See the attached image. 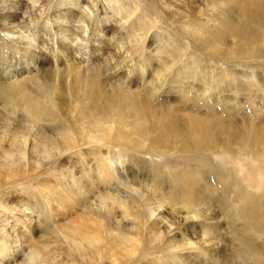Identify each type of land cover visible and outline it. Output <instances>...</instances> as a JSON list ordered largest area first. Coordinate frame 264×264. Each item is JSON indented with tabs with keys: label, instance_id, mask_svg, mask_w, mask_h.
Segmentation results:
<instances>
[{
	"label": "bare ground",
	"instance_id": "6f19581e",
	"mask_svg": "<svg viewBox=\"0 0 264 264\" xmlns=\"http://www.w3.org/2000/svg\"><path fill=\"white\" fill-rule=\"evenodd\" d=\"M18 1L0 2V144L17 145L15 152L25 161L47 156L55 158L57 165L73 152L83 158L82 166L91 158L99 165L96 155L99 148L112 153L114 167L119 171L113 170L120 172L119 178L127 179L124 188L95 190L89 175L79 176L74 182L75 190L79 191L75 192L76 207L82 211L80 218L85 226L91 223L101 228L107 221H112L116 228L126 226V222L132 225V232L117 245L111 257L117 255L119 260L137 254L141 257L146 247L155 250L161 246L168 254L192 250L199 254L196 256L205 258L211 256L210 251L220 249L222 231L228 234L234 230L231 225L237 222L242 229L240 234H233L237 242L235 252L232 250L230 259L215 257L214 263L264 264V182L257 187L251 181L243 185L237 205L223 217L222 221L227 222L225 229L220 225L221 220L215 222L213 204L207 199L211 188L212 192L229 186L231 177L226 165L234 158L241 157L247 164H255L256 158L264 161L263 121L251 119L253 122L240 128L238 124L224 123L214 117L209 109L202 112L198 109L202 106L196 105L198 110L191 109L188 120L178 123L180 109L173 107L176 98L170 101V94L194 95L200 102L206 99L215 110L226 103V95L222 89L217 93L209 91L206 88L209 79L204 75L193 80L189 69H185L189 75L180 73L168 81L170 69L165 68L176 66L183 53V46L170 37L171 43L159 36L153 43L160 62L148 57L143 62L137 60L134 42L144 44L153 23L149 9L137 15V4L132 10L126 7L115 30L106 27L107 22L114 21L112 16L108 17V11L103 15L96 13L97 0H91L93 5L85 0H62L55 14L52 12L40 24L34 17L39 0H32L34 10L29 11L21 8L28 3ZM202 1L205 18L196 23L184 21L182 25L184 35L196 42V49L217 62L227 63L231 74H237L243 67L249 69L248 65L264 67V0ZM23 15L26 21L16 22ZM128 24L135 33L127 29ZM251 73H242L248 78L243 80H249ZM261 85L264 87V80ZM254 95H247L249 101L262 107ZM155 153L168 158L165 169L171 171L169 177L175 189L183 193L174 196L166 191L170 185L160 178L165 170L157 166L153 168L156 177L152 181L144 180L151 182V186L142 187L149 196L137 188L140 193L129 197L133 178L124 175L117 165L125 158L138 164L142 157ZM182 156L184 162L195 161V164L179 168ZM213 156L220 159V165ZM29 165L38 169L36 162ZM12 171L19 173L16 169ZM188 186L197 187L203 197L199 192L186 191ZM144 198L151 208L146 206ZM176 199H183L182 207H177ZM5 206L13 209L8 203ZM33 214L30 211L23 221L19 220L28 232ZM170 216L173 218L168 219ZM179 226H201L206 230L200 248L192 241L185 242L183 234L180 237L173 234L180 230ZM64 234L66 244L82 259L102 254L101 236L96 232L85 234L81 224L74 222L73 230ZM113 234V231L109 233V244L119 236ZM254 235L262 240L261 247L251 240ZM5 236L3 240L9 235ZM55 242L53 246L46 239L34 247L0 243L4 245L0 253L7 251L6 264H63L58 254L62 246ZM54 254L59 256V263Z\"/></svg>",
	"mask_w": 264,
	"mask_h": 264
},
{
	"label": "rangeland",
	"instance_id": "374dc122",
	"mask_svg": "<svg viewBox=\"0 0 264 264\" xmlns=\"http://www.w3.org/2000/svg\"><path fill=\"white\" fill-rule=\"evenodd\" d=\"M1 1L3 0H0V2ZM61 1L62 0H39V4H36L34 7V17L36 18V23H42V21L50 16L52 12L54 15L56 10L59 8L58 4L61 3ZM85 1L91 5L94 4L91 0ZM18 2L24 4L28 3L26 4V7H21L25 10L29 11L30 8H33L32 0H20ZM202 2V0H196L193 2H190L189 0H97L95 2V10L96 13H99L100 15H103L106 11H108V17L112 16L114 21H112V24L109 22H107L108 24L105 23L106 27L117 30V23L120 22L122 18L121 16L125 15L126 7H128L129 10H132L137 4L139 7L137 15L141 13V15H143L145 13L144 10L149 9L148 12L149 14L151 13L149 16L153 20V23L150 25L144 44L134 42L136 44L134 52L137 55V60L139 62H143V60H146L148 57L152 59L156 58V63L160 62V58L156 52V46L153 43L158 41L157 36L163 40L168 39L170 43L171 38L183 46V53L181 54V59L178 60L176 66L165 68L170 69L168 81L180 73L182 76L189 75L185 71V69H189L191 70L190 75L193 80H198L199 75H204L209 79L206 83V88L208 90L212 89L213 92L217 93L219 92L218 90L222 89V91L225 92L226 103L222 105V108L216 110L212 107V105L207 104L206 99V102H204V100L200 102L199 100L201 99H196L194 95L190 97L181 93L170 94V101L176 98V105H173V107L177 110L180 109L177 112L178 123L186 122L188 120L187 116L192 114V110L195 109L197 111L200 108L202 112L204 111L206 113L210 110L209 113L214 115V117H219L222 121H224V123L232 122V124H238L240 128H244L248 122H253V120L256 122L262 120L264 123V87L261 85L262 80H264V67L258 65L257 68H250L252 65H248L250 66L249 69L243 67L242 69H239L238 72H235L237 74H231L228 70L230 66H228L227 63L222 64L221 62H217L207 53L197 50L195 47L196 42H192L184 35L182 30L184 21H193L192 23H196L197 21L205 18V15H202L204 13V7L201 5ZM188 15L190 16L189 18H187ZM23 18L24 15L21 19L16 20V22L25 20ZM106 19L107 18H104V20ZM127 29H129L131 33H135V30L131 28V24H128ZM246 72L253 73V76L250 77L251 80H243L248 79L245 78L244 75ZM229 84L233 86L232 89L228 86ZM231 91L232 93H230ZM235 92L236 94H234ZM252 93L256 94L254 95ZM247 95H252L251 97H253V95L254 97H258V99L256 98L257 100H254L263 104L262 107L252 104ZM177 101L180 104H177ZM196 105L198 107H202L198 108ZM220 109H223V112L220 111ZM221 138H223V136H221ZM16 146L17 145L0 144V243L2 244L9 243V245L11 244V247H15L20 244L22 246L28 245L34 247L41 245L42 240L50 239L51 245L56 246L57 243L55 241H57L58 243L60 242L59 245L62 246L59 248L60 253L58 254L61 255L60 262H63V264H186V262L187 264H215V257L230 259L232 250L235 252V245H237V242L233 239V234H240L242 229L237 222L231 225L234 229L233 231H230L228 234L227 232L225 233L224 230L222 231V237H220L218 242L220 249L210 251L211 256L205 258H202V256H196L199 254H197V252H192V250L168 254L161 246L155 250L151 249L150 246L146 247L148 249L145 248L141 257H139V254L127 258L120 257L121 260L117 258V255L111 257V254L116 253L117 245L123 243L127 235L132 232V225L128 226L126 222L127 227L123 225L116 228L112 221H107L103 223L101 228L99 225L96 227L91 223H87L85 226L80 218L82 211L80 208L76 207L78 204L76 198L77 194H75V192L78 190H75L74 182L79 176L89 175L91 176V179L94 180L95 190L100 188V191H103L105 187H110L112 189L124 188L125 186L123 184L127 181V179L119 178L118 175L120 172H118L119 170L114 167V156L112 153L110 154V152H107L105 149L99 148L97 150L99 155L96 154L98 160L100 161L99 165L95 159L91 158V160L87 159V161L84 159L85 166H82L81 161L83 158H81V155L79 156V154H74L73 152L68 155L60 165H57L55 158L47 156H41L36 160L27 159L25 161L16 154ZM10 155L12 156L10 157ZM183 157L184 156L180 157L178 162L179 168H184L187 164H195V161L184 162ZM240 158L241 157L238 158L239 161L237 158H234V160L226 165L227 173L231 177L229 186L225 190L216 189L211 192V188L207 191L209 192V197L207 196V199L213 204L211 210L216 215L215 222L218 220H224L223 217L227 216L230 209L231 212L233 211V207L237 205L238 194L241 190H243L242 187L247 181H251L253 187L260 186L261 182H264V161L261 158H256V160H254L255 164H247L242 158ZM216 159L220 165V159ZM140 161V163L134 164L125 158L117 165L121 168V172L124 173V175L133 178V181H131V189L128 193L129 197L137 196V194L140 193L137 191V188H141V191L148 195L142 187H150L151 182L147 183L144 180L149 179L152 181L154 179L155 174L153 168L157 166L162 167V169L165 170V172L161 173L160 178L165 179L166 183L170 185V188H166V191L174 196H177L179 192L183 193V191L175 189L173 181L169 177V173L171 171L165 169V165L169 164L166 156H162L161 153H155L154 155L149 154L148 156L142 157ZM29 162H36L38 169L30 166ZM13 169L18 170L19 173L15 174L12 171ZM113 169H117L118 171ZM233 170L235 171L234 179H232L233 174L231 173ZM99 174H101L100 177L98 176ZM190 176L195 179V176ZM250 178L252 180H250ZM192 188L194 187L188 186L185 189L189 192H199V195L203 197L204 194L201 191H197V187H195L196 189L194 188L195 190ZM184 193L187 192L184 191ZM93 196H95V193H93L92 197ZM78 199H80V196H78ZM183 199H185V196ZM183 199H176L178 203L177 207H182ZM103 200L105 201V199ZM97 201L101 202V198L97 199ZM144 201L146 206L151 208L146 198H144ZM5 202L13 206V209L16 208L17 210H13L8 206H5ZM30 211H34L35 214H33L34 220L32 222L31 232H28L23 225L19 224V220L23 221L25 216L28 215ZM158 213L160 217L161 211L159 210ZM174 217H177V215L174 214ZM172 218L173 217L170 216L168 219ZM74 222L81 224L85 234H92L96 232L101 236L102 254H100V256H87V259H82L71 249L72 247H70V245L66 244L67 241L63 235H65L64 233H70V230H73ZM2 223L4 225L7 223L6 225L8 226L5 225L7 228ZM226 224V221L220 222V225H223L224 229L227 227ZM240 224H242L241 221ZM25 225H28V223L25 222ZM200 227L201 226H179L178 228L180 230L178 232L175 231L176 233L173 234H176L179 237L183 234L185 242L192 241L200 248L203 241L202 238L206 232L205 229ZM6 231L7 233H2ZM112 231L114 232L113 235L119 236L112 244H109V233ZM5 235L9 236L6 240H3L6 237ZM246 235L248 236L249 233H246ZM71 238L74 241V233H71ZM251 240L254 241L257 247H261L263 244L262 240L257 235L252 236ZM2 244H0V248ZM2 247H4V245ZM6 252L0 253V264L7 263L8 257H6L7 254L5 255ZM201 252L202 250L198 251L200 254ZM54 256L58 255L54 254ZM183 259L185 262L182 261ZM57 262L59 263V256Z\"/></svg>",
	"mask_w": 264,
	"mask_h": 264
}]
</instances>
